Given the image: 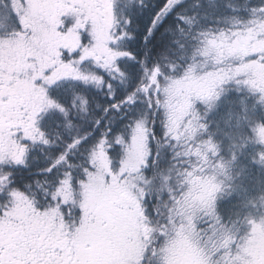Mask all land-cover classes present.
I'll list each match as a JSON object with an SVG mask.
<instances>
[{"label": "snow or ice", "instance_id": "snow-or-ice-1", "mask_svg": "<svg viewBox=\"0 0 264 264\" xmlns=\"http://www.w3.org/2000/svg\"><path fill=\"white\" fill-rule=\"evenodd\" d=\"M0 264H264V0H0Z\"/></svg>", "mask_w": 264, "mask_h": 264}]
</instances>
